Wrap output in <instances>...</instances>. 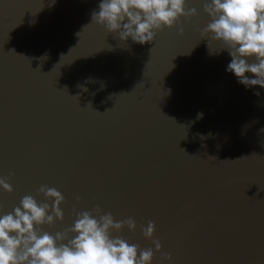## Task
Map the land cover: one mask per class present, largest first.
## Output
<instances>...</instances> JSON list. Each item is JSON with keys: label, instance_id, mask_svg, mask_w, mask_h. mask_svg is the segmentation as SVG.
<instances>
[{"label": "water", "instance_id": "obj_1", "mask_svg": "<svg viewBox=\"0 0 264 264\" xmlns=\"http://www.w3.org/2000/svg\"><path fill=\"white\" fill-rule=\"evenodd\" d=\"M100 2L0 0V178L15 173L0 215L26 195L45 202L47 185L66 201L52 234L73 206L99 205L136 220L113 235L141 249L154 221L164 264H264V88L209 53L221 45L197 31L202 0H186L198 14L181 17L183 36L165 28L144 45L91 23Z\"/></svg>", "mask_w": 264, "mask_h": 264}, {"label": "clouds", "instance_id": "obj_2", "mask_svg": "<svg viewBox=\"0 0 264 264\" xmlns=\"http://www.w3.org/2000/svg\"><path fill=\"white\" fill-rule=\"evenodd\" d=\"M202 7L210 21L197 31L202 40H207L208 49L213 42L221 45L218 51L209 53L227 51L231 61L226 71L246 89L264 88V0H202ZM197 14L195 7L186 8V0H101L98 11L91 14V23L118 34L120 41L131 38L133 43L144 45L152 43L165 28L176 27L183 36L181 17L187 20ZM202 116L197 114L198 119ZM14 175L10 172L8 177L0 178L3 191H14L8 182ZM40 194L45 202L26 195L11 212L0 215V264H153L155 253H161L160 264L172 260L171 254L162 251L160 240L154 239V221L140 226L154 249H141L139 244L113 235L125 227L135 232L136 220L131 216L117 219L99 205L85 211L73 206L74 223L52 234L44 226L51 228L57 221H64L61 205L66 203L65 197L47 185L40 186L37 195ZM76 201L79 203L80 197Z\"/></svg>", "mask_w": 264, "mask_h": 264}]
</instances>
